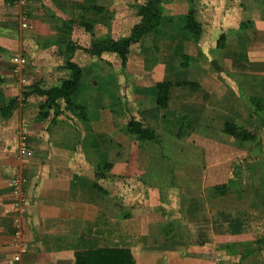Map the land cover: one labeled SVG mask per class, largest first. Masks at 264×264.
I'll list each match as a JSON object with an SVG mask.
<instances>
[{
    "label": "crops",
    "instance_id": "crops-1",
    "mask_svg": "<svg viewBox=\"0 0 264 264\" xmlns=\"http://www.w3.org/2000/svg\"><path fill=\"white\" fill-rule=\"evenodd\" d=\"M136 2L0 0V89L22 95L47 66L63 65L65 53L32 47L36 67L14 71L29 44L63 38L89 49L109 25L98 21L87 32L53 16L63 22L84 6L114 9L118 39L139 20ZM165 7L154 39L133 43L125 65L116 52L74 53L83 73L74 100L86 119L65 103L42 118L41 96L0 117V264H90L92 253V264H264V119L251 117L249 99L264 103V36L218 46L223 29L193 7L202 27L196 41L182 20L191 0ZM161 81L189 82L170 89L165 109L156 103ZM176 113L186 115L185 128L172 134L164 116ZM132 118L156 139L131 134ZM226 122L256 128L255 139L224 132ZM104 163L111 166L96 177Z\"/></svg>",
    "mask_w": 264,
    "mask_h": 264
},
{
    "label": "trees",
    "instance_id": "trees-1",
    "mask_svg": "<svg viewBox=\"0 0 264 264\" xmlns=\"http://www.w3.org/2000/svg\"><path fill=\"white\" fill-rule=\"evenodd\" d=\"M168 1L169 0H146L142 3H136L135 12L137 16H139V20L133 26L131 34L127 37L114 39L109 35L103 36L94 40L91 44L90 49L85 47L83 48L72 42H69L67 52H65V64L63 65L66 69H68L69 75L62 78L58 84H55L50 88H43L42 86H39L38 83H34L29 86L33 89L34 93L46 96V101L42 103V107L45 108V111L41 113V117L46 118V116L49 115L50 109L52 107L55 108V113H59V100L62 99L65 102L66 109H69L73 113L78 114L81 118L86 119L88 117L87 108L76 103L74 100L75 90L78 88L83 74L82 67L77 62L72 60L75 51L78 48H83L84 50H88L87 52L97 54H101L104 51L116 52L121 57L122 64L125 65L127 61V55L130 52V47L133 43L140 41L143 42L146 39H154L157 31L161 27V21L166 10L165 4ZM108 11V8L101 6H84L83 9L79 12L81 14L80 24H82L87 31H92L94 22L102 20V18H104L105 16V13H107ZM89 14L90 16L88 17ZM71 27L72 26L70 25V28ZM184 27L188 31H190L194 39L198 41L202 32V27L201 23H199L195 18L193 9H190L189 13L185 17ZM219 46H221V44ZM185 84H189V82H157L156 103L164 109L167 108L170 99V89L173 86H181ZM26 93H24V95ZM1 94L2 90L0 89V95ZM18 99L19 97L17 95L5 96L4 100L0 101V117H8L12 115L18 105ZM185 119L186 115L180 113H176V116L173 118V120L167 119V117L164 116V127H166L172 134H179L180 129L184 127ZM127 127L128 131L131 134L136 135V137L140 140L156 139L155 131L142 120L132 118L128 121ZM223 130L224 132L234 136L238 140H252L254 136L247 130L246 127L234 122H226L224 124ZM110 166V163L99 164L97 168L98 170L96 172V177L103 176L102 172L107 170ZM95 185L98 186L97 183ZM110 252L111 251H107L106 253L108 254ZM94 255L95 253H92L90 255V264L95 263L94 260H92L94 258ZM127 263H131L130 259Z\"/></svg>",
    "mask_w": 264,
    "mask_h": 264
},
{
    "label": "rangeland",
    "instance_id": "rangeland-1",
    "mask_svg": "<svg viewBox=\"0 0 264 264\" xmlns=\"http://www.w3.org/2000/svg\"><path fill=\"white\" fill-rule=\"evenodd\" d=\"M141 1V0H139ZM143 2H145L146 0H142ZM187 1V0H185ZM138 3V0L137 2ZM182 4V3H181ZM191 4H192V9L193 7H198L201 8L202 7V11L203 9L205 10V12L210 16L212 15L214 18V20H217V27H219V29H223L222 32H220L219 36H218V40H215L216 42H214L216 45H220L223 47L226 44L229 45L230 49L233 48H237L236 45H238V43H241L243 40L242 36L246 35L248 38L251 39V41L256 42V40L259 38V36H264L263 33L264 29H260L258 28V26L256 25H260L258 22H260L261 20H264V5H263V0H191ZM134 8H135V4H134ZM109 11L107 13H105L104 18H102V20H99V22L103 23V25L108 27H102L100 28L99 31H105V36H111V32L112 31V18H114V16H116L117 18V14L116 10H112L110 8H108ZM136 10V9H135ZM119 16L117 21L119 20V18L121 19V17H124V12L125 11H118ZM80 13H72L71 14V18L65 21H61L59 19H57V17L51 18L52 22L54 24H62V26L64 27H70L75 25V28L78 27H83L82 24H80ZM104 15V14H102ZM194 15L196 18V10H194ZM90 16V14L88 15V17ZM25 17V16H24ZM135 17V15H134ZM197 19V18H196ZM184 20V17L183 19ZM137 21V14L135 17V22ZM198 21V20H197ZM98 22V21H97ZM12 24V23H11ZM96 22H94V26H95ZM13 26V25H11ZM223 26V27H222ZM226 28V29H224ZM86 30V29H85ZM16 31V30H14ZM87 31V30H86ZM94 27L93 30L91 32H94ZM107 31V32H106ZM90 32V31H87ZM64 36L67 37V34L64 33ZM103 37V36H101ZM62 39V40H61ZM59 39V43L56 44H50V42L48 43H42L41 47H37L36 45L32 46V45H28L27 47H24L22 49L21 55L22 57L25 56L26 61L22 62V63H30V66H33L34 68L36 67L34 60H32V58L29 56V49H32V47H34V49H36L37 51L39 50H45V52H51L54 51V53L56 54H62V56H64L63 53L67 52V47H68V43L72 42L80 47L84 48V45L82 46V44H79L76 41H72V40H66L61 38ZM217 39V38H216ZM93 42V41H92ZM92 44V43H91ZM90 44V47H91ZM58 48L57 50L55 48ZM42 48V49H39ZM83 48H78L75 52L82 54V52L84 51H88V50H84ZM86 48V47H85ZM90 49V48H89ZM27 56V57H26ZM29 57V58H28ZM79 58H81L79 56ZM31 59V61H30ZM13 67L12 69H16V65L20 64V62L13 60ZM45 63V61H44ZM65 64V59L63 60V65ZM62 64H58L56 70H52L51 68L53 66H47L46 71L44 70L42 74H40L41 76L38 77V80H36V82L34 83H38L39 86L45 87V88H50L49 87V83H53V85H55V83H57V81L61 80L62 78L66 77L69 75V71L68 69H66ZM16 67V68H15ZM54 68V67H53ZM28 69V67H27ZM15 71V70H14ZM56 71V72H55ZM64 71V72H63ZM68 74H65L67 73ZM55 72V73H54ZM16 73V72H15ZM50 73H53V75H50ZM64 75H63V74ZM57 75V76H56ZM53 81V82H52ZM49 82V83H47ZM47 84V85H46ZM52 85V86H53ZM31 86V85H30ZM242 87L238 88V92L239 93H243V91L241 90ZM27 93H26V92ZM32 91V92H31ZM24 93H26L24 95ZM14 94H10V96H13ZM18 97L20 99H18V103H31L32 100H28L29 98H31L30 96H41L44 97L42 98L41 102L39 103H43L46 101V96H42L39 95L37 93L33 92V89L30 88L29 86L27 87V85L24 87L23 93L21 95V93L17 94ZM5 94L4 92H2V94L0 95V101H3L5 98ZM249 98V97H248ZM251 103L253 104L252 106V111H251V117L255 120L258 121L259 118L264 119V103L262 102V99H259L258 97H253V98H249ZM36 103V100H34ZM117 101V100H115ZM258 102V103H257ZM1 103V102H0ZM38 103V101H37ZM59 103H65L64 100H59ZM117 103V102H116ZM119 103H124V102H119ZM40 114L45 111V108L42 107V104H40ZM53 111L55 113V109L53 108ZM264 122V120H262ZM250 128H247V130L254 135L253 136V140L255 139L257 130L256 128H253L251 126H249ZM262 175L264 176V173H262ZM264 189V187L262 188Z\"/></svg>",
    "mask_w": 264,
    "mask_h": 264
},
{
    "label": "built area",
    "instance_id": "built-area-1",
    "mask_svg": "<svg viewBox=\"0 0 264 264\" xmlns=\"http://www.w3.org/2000/svg\"><path fill=\"white\" fill-rule=\"evenodd\" d=\"M16 60H17L18 62H20V64H25V63H22V62L26 61L24 58H16ZM21 61H22V62H21Z\"/></svg>",
    "mask_w": 264,
    "mask_h": 264
}]
</instances>
